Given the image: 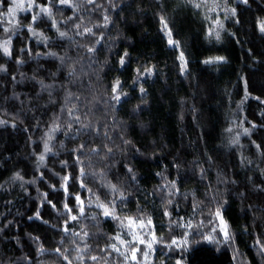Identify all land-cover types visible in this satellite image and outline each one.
<instances>
[{
	"label": "trees",
	"instance_id": "16d2710c",
	"mask_svg": "<svg viewBox=\"0 0 264 264\" xmlns=\"http://www.w3.org/2000/svg\"><path fill=\"white\" fill-rule=\"evenodd\" d=\"M74 2L81 5L76 13L67 7L53 9L60 31H66L69 38H59L51 20L44 16L34 28L49 41L40 42L24 26L32 13H19L21 27L14 35L9 33L13 56L9 59L0 52V64L7 68V72L0 71V119L7 121L0 125V264H65L55 252L57 247L74 246L71 235L63 233L68 219L61 187L65 175L70 176L69 207L74 215L78 213L74 197L79 193L89 217L69 220V226L76 232L84 226L90 233L87 243L91 255L100 254L99 249L106 244L117 243L111 239L117 232L126 240L132 239L127 227L119 228L118 221L105 218L95 206L97 196L104 202L114 199L104 186L111 182L127 197L121 201L116 194L121 218H143L146 228L138 234L151 240L154 232L162 238V243L154 245L152 264H175L181 257L180 250L164 247L188 230L176 225L180 217L184 218L181 223L191 219L194 226L203 221V227L191 230L190 239L198 242L183 253L184 264H264L255 243L258 239L264 242V191L258 190L264 188V104L260 103L264 100V34L257 28V19L264 18V0H249L247 5L227 0L228 7L237 9V16L227 19L221 8L209 12L207 7H193L189 0H111L118 5L114 10L109 0H96L101 7L95 11L90 10L94 5L85 7L84 0ZM219 2L223 5L225 0ZM37 3L46 4L47 0ZM104 14L111 22L106 28L95 27L103 25ZM69 16L73 20L62 23ZM161 16L168 24L166 29L160 23ZM81 18L80 31L89 27L94 34L76 35L74 24ZM217 18L223 24L222 29L216 28L219 39L208 35ZM169 30L178 47L169 45ZM22 47L31 48L32 55L27 51L21 54ZM87 47L95 51L88 53ZM125 51L128 56L121 65ZM48 52L56 57L46 55ZM60 56L67 57L64 64L57 58ZM17 57L24 63L17 65ZM216 57L225 59L215 62ZM182 63H186L183 74ZM70 69L75 70L72 76L68 75ZM145 69H151V74ZM117 79L122 85L121 102L114 110L111 86ZM40 81L50 87L43 88ZM73 105L81 121L91 122L95 131L83 130L77 139L71 137L77 136L79 125L69 136L63 130L55 133L53 152L38 165L44 134L57 117L66 130L67 109ZM13 122L16 127H12ZM244 128L250 130L248 134ZM121 137L131 143L124 145ZM234 140L238 142L232 143ZM81 142L86 145L81 156L87 173L85 188L80 187V167L71 151ZM104 144L113 147L109 157L104 155ZM257 144L262 147L257 149ZM96 146L101 149L99 155L89 151ZM62 161L68 167H62ZM128 167L133 169L135 181L127 173ZM17 172L23 181L12 179ZM169 181L177 182L179 195L169 196L170 190L175 192ZM169 199L171 205L166 203ZM194 204L199 205L195 212ZM220 205L234 237V242L227 244L219 234V221L210 215ZM166 208L170 217L164 215ZM37 210L40 219L35 216ZM93 215L96 220L90 219ZM149 217L151 225L147 224ZM213 227L217 228L219 244L195 234L207 235ZM41 246L45 251L38 254ZM138 258L143 260L142 255ZM108 264H117L116 253H111Z\"/></svg>",
	"mask_w": 264,
	"mask_h": 264
},
{
	"label": "snow or ice",
	"instance_id": "6c2138e0",
	"mask_svg": "<svg viewBox=\"0 0 264 264\" xmlns=\"http://www.w3.org/2000/svg\"><path fill=\"white\" fill-rule=\"evenodd\" d=\"M189 3H192L193 7L195 8H201V7H207L209 12L215 11L217 8H221L225 12V19H227L229 16L231 17H236L237 16V9L232 7H228L227 0H225V3L223 5L220 4L219 0H200V2H195V0H189ZM240 4L247 5L249 3V0H239ZM4 5H7L5 8ZM94 5L93 8H91V11H95L97 8H100L101 5L96 4V0H84V6H90ZM109 5L110 7L114 10L118 5L112 4L111 0H109ZM64 7L70 8L73 13H76L81 5H78L77 3L74 2V0H47L46 4H41L37 3V0H0V28H2L3 33H4V38L0 39V52H2L3 56L11 59L13 56V46H12V35L16 33V31L21 27V21L18 18L19 13H24V12H31V21L27 24L24 25L27 28L28 33L31 36H35L38 38V41L44 42L45 44L48 43L49 37L45 36L43 32H37L34 28V25L37 23L39 19L42 17L46 16L48 17L49 20H51V27L53 29H56L59 38L65 39L69 38L68 33L66 31H60L58 27V22L53 18V9L57 10H62ZM38 9V11H37ZM205 19H208V16H205ZM73 20L72 16L67 17L62 23H68ZM104 23L103 25L97 24L95 27H107L108 24L111 22L110 17L107 14H104L103 16ZM239 23V20L236 21ZM160 23L161 25L166 29L168 28V24L166 22V19L164 16L160 17ZM214 25L216 27L210 28L208 31V35L212 36L213 34L216 36L217 39L220 38V33L219 31L216 30V28H223V24L220 21L219 18L214 20ZM83 24V18H81V21L79 23L74 24V28L76 30V35H85V34H94L93 29L89 27H84L83 32L80 31L81 27ZM257 28L261 34H264V18H258L257 19ZM11 33L12 35H9ZM167 35L169 37L168 43L169 45H174V46H179L178 41H174L172 37L171 30L167 32ZM96 43H100V40H97ZM28 53L29 56L32 55L31 48H24L22 47L20 49V53L23 54L24 52ZM88 53H93L95 51L94 47H87ZM36 55H40V53H37ZM46 55L51 56V57H56V53L54 52H48ZM128 56L127 51H125L124 55L120 58L119 63L121 65L125 64V57ZM61 64H64L66 62L67 57L66 56H60L57 57ZM181 61H184L183 53H181L180 56ZM224 57H216L215 62H223ZM213 61L211 60H205L204 63H212ZM24 61L20 58H16V64L21 65L23 64ZM186 70V63H182L181 67V72ZM0 71L2 72H7V68L5 65L0 64ZM151 69H145L144 72L147 74H151ZM75 70L70 69L68 72L69 76L74 75ZM138 77L141 75L140 70L137 69ZM13 80H15V76L12 77ZM35 79V77H33ZM43 88H48L50 87L49 85H44L43 81L39 82ZM135 83V80H134ZM121 82L117 79L111 86V101H115V104H112L111 106L115 110V105L119 104L121 102ZM141 94L145 92V89L143 87L140 88ZM51 95V93H49ZM72 93H68V96L70 97ZM123 95H127L126 93H123ZM249 95L248 90H247V82H245V98H247ZM14 98H19L14 94ZM7 99V98H6ZM78 99V97H77ZM256 99L259 100V97H256ZM67 100V97H66ZM107 103V102H106ZM260 103L264 104V100H260ZM61 111H64V108H61ZM76 106L73 105L72 107L67 109L68 112V120L65 121L66 124V130L64 128V125L59 123V117L55 118L51 125L49 126V130L44 134L43 138V149L44 151L37 157L38 165L42 164L46 158V155L49 153L53 152V145L52 141L55 139V133L64 131L65 136H69L75 125H79V127L75 128V131L77 132V136H72V139H77L80 132L86 129L94 130L93 126L91 125V122L88 124H85L81 121L80 116L76 114ZM7 121L0 119V125L6 124ZM12 127H16L15 122L12 123ZM253 128L256 127L255 124L252 125ZM27 131V129H25ZM228 131H231V129H228ZM244 133L248 134L249 129L244 128ZM98 134V132H97ZM105 137L108 139H111L108 137L107 132H105ZM123 144L128 145L131 142L128 140H124L123 137H121ZM238 140L232 141V143H237ZM255 144V142L253 141ZM63 146V144H61ZM257 149H260L262 146L257 144L255 145ZM85 143L81 142L76 148H73L71 151L75 154V163L80 167V187L85 188L86 185L84 183L83 178L86 176V171H85V166L83 164V161L81 160V156L84 154L85 150ZM103 148L105 149V157H109L112 152H113V147L110 146L109 144H104ZM89 151L92 154L99 155L100 154V147H92L89 149ZM62 167H68L66 161L61 162ZM175 167H179V165H174ZM127 173L130 175L131 180L135 181L136 176L134 174V171L131 167L127 168ZM201 174L203 175V169L201 170ZM264 174V172H262ZM104 174L101 173V176ZM157 175H162L161 173H157ZM13 180H21L23 181V177L20 175V173H14ZM70 180L69 175H65L61 177V187L64 189L65 192V203L63 205L64 210L66 215L68 216V219L65 220L64 222V227H63V233L64 236H69L71 235L72 238V244L74 245L73 248H63L61 249L60 247H57L55 249V252L57 255L65 262V264H73V261H76L77 264H88L89 261H91V264H99L101 260L105 262V264H108V260L111 256V253H116L117 254V264H120V258L123 260V264H152L150 257L155 253V248L154 245L162 243V238H158L155 233H152V239L147 240L145 237L141 236L138 234L139 229H143L145 226V220L140 217H123L118 214L117 209L118 205L116 204V194L119 193V199L121 201H124L127 199V197L124 195V192L121 191V189L116 185L112 184L111 182H108L105 187H108L114 197L113 200L111 201H101L100 197L97 196L96 200V208L101 210V214L105 218H111L114 221H118V227L123 229L124 227H127L128 229V234L131 235L132 239L131 240H126L124 239L120 232H117L116 236L111 237V239L116 240L117 243H109L106 244L104 248L99 249L100 254L96 255H91V247L87 243V238L89 237L90 233L88 231L84 230V226L81 227L80 232L72 231L70 226H69V220L71 221H78L81 217L89 218L86 217L85 214V208H84V201L81 199V195L77 193L75 195V201H76V208L78 209L77 214H73L74 209L69 207L68 204V198L70 197V193L68 191L69 185L68 181ZM27 183V181H24ZM34 183L35 181H31ZM168 185L170 186V189H175V192H172L171 190L169 191V196L172 195H179V188L177 186L176 181H169ZM55 190V189H54ZM259 191H264V188H258ZM89 193L91 194V189H88ZM209 191L211 189L209 188ZM207 195V193H206ZM243 195V193H241ZM45 198L47 197V194H44ZM186 198V197H185ZM215 199V197H213ZM48 203L55 209L56 205L52 203V201H48ZM168 205H171L173 201L171 199L167 200L166 202ZM226 203V202H225ZM197 207L199 205L194 204L193 205V212L196 211ZM223 205H220L216 208L214 213L210 212V215H213L218 221H219V234L223 235V242L224 243H230L234 242V237L231 235L229 231V225L228 222L225 220L224 216L222 215V209ZM165 216L170 217V212L165 209L164 212ZM37 219H40V213L39 210H37V213L35 214ZM29 219H32V217H29ZM92 220H96L97 217L93 215L90 217ZM181 221H184L183 217H180L176 221V225L182 228L188 229L183 233V236L180 237L179 239L173 238L170 243H164V247L168 248L169 251L175 249H178L181 251V257L176 259L175 264H184V256L183 253L188 251L189 247L193 243H197L198 241H195L193 239H190V237L193 236V232L191 231L194 227L200 228L203 227V221L200 222L199 225L194 226L192 223V220L189 219L185 221L184 223H181ZM126 222V224H125ZM43 223H48L47 221H43ZM152 221L151 218L149 217L147 219V224L151 225ZM247 231V229H245ZM195 234L201 235L202 239L208 243H216L219 244L221 241L216 238L217 234V228L213 227L212 231L208 233L207 235L196 232ZM77 238L79 239V243H77ZM34 240H38L39 237H33ZM63 243V240L60 242ZM256 245L259 247V254L264 256V242H261L259 239L255 242ZM140 245H143L144 247L141 248ZM121 248L124 249V251H121ZM109 249L111 252H109ZM45 251V249L41 246L37 248L38 254H42ZM75 253L73 256L72 253ZM103 253H108L107 256L102 255ZM142 255L143 260L139 259L138 257ZM233 259L235 260V255L233 256ZM163 264V262H162Z\"/></svg>",
	"mask_w": 264,
	"mask_h": 264
},
{
	"label": "rangeland",
	"instance_id": "374dc122",
	"mask_svg": "<svg viewBox=\"0 0 264 264\" xmlns=\"http://www.w3.org/2000/svg\"><path fill=\"white\" fill-rule=\"evenodd\" d=\"M144 228H146V225L144 226ZM139 230H141V229H139ZM129 237H131V235H130ZM131 238H132V237H131Z\"/></svg>",
	"mask_w": 264,
	"mask_h": 264
}]
</instances>
